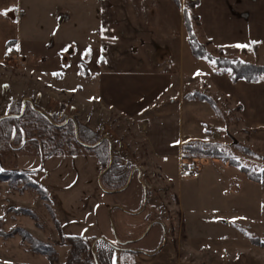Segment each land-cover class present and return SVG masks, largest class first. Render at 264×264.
Wrapping results in <instances>:
<instances>
[{
  "label": "rangeland",
  "instance_id": "obj_1",
  "mask_svg": "<svg viewBox=\"0 0 264 264\" xmlns=\"http://www.w3.org/2000/svg\"><path fill=\"white\" fill-rule=\"evenodd\" d=\"M77 1L72 4L71 21L60 26L56 25L60 16L48 19L43 13L42 21L35 17L37 10H48V6L24 7L25 16L20 18L18 13L22 33L48 39L50 43L62 38L84 43L82 40L87 31L98 39L103 26L98 14L101 4L98 0ZM56 2V6L62 7L59 4H63V0ZM166 2L167 5L158 1L143 7L163 11L167 21L163 19L161 29L167 34H176L173 31L179 9L172 0ZM82 3H86L82 7L87 11L83 19L78 13L80 8H77ZM18 15L13 10L12 16ZM195 33L199 41L205 43L200 28H196ZM207 50L212 56L218 55L213 46L209 45ZM89 57L92 60L91 72L83 64L67 86L60 85L58 77L53 75L41 79L43 82L49 79L56 88L51 84L43 85L22 67L18 58H5L0 63V118L7 116L12 104L24 98H29L31 104L47 116L73 117L97 132L99 138L106 137V141H110L113 157L125 167L127 180L134 168L140 171V179L134 171L126 190L107 194L98 186L102 168L91 149L73 143L64 148L61 156L44 160L38 155L39 150L30 140L28 131L21 130L18 144L11 138L0 146V170L28 173L46 191L50 201L45 203L29 189L14 190L0 182V231L21 228L32 237L51 244L55 255L50 260L29 252L19 235L0 237V264H67L71 249L59 244L67 236L84 238L90 249L97 240L95 255L101 249L110 251L99 239L110 244L129 242L128 248L144 254L155 253L166 242L176 254L178 264H211L215 259L229 260L231 264H264V187L249 181L238 168L217 159L199 157L189 160L188 164L197 161L199 172L196 175L187 172L179 156L182 143L174 134L172 119L153 118L145 112L129 119L115 110L101 111L95 97L98 80L91 82L88 76L93 73L96 77V67L104 61L101 57H96V60L92 55ZM185 57L193 60L187 44ZM236 57L244 62L263 65L264 44L252 50L251 55L239 51ZM198 62L205 74L219 72L208 61ZM85 78H90L85 84L86 94L95 98L89 99L88 110L81 106V95H84L81 83ZM5 85L7 87H3ZM215 105L217 110L215 108L214 113L222 121V126L207 130L211 136L217 137L211 143L218 144L242 166L261 172L264 169V124L258 130L247 128L239 116L238 104H233L232 109ZM253 106L256 107V102L248 103L250 115ZM258 109V121L264 123V101L259 102ZM29 132L40 143L38 135L32 129ZM147 137L154 141V154L147 149ZM69 150L75 154L70 155ZM156 153L161 156L154 157ZM18 209H27L35 217L23 215L16 211ZM255 239L258 244L252 241ZM111 254L112 264L114 260L115 264H136L130 252Z\"/></svg>",
  "mask_w": 264,
  "mask_h": 264
},
{
  "label": "crops",
  "instance_id": "obj_2",
  "mask_svg": "<svg viewBox=\"0 0 264 264\" xmlns=\"http://www.w3.org/2000/svg\"><path fill=\"white\" fill-rule=\"evenodd\" d=\"M158 1L166 5L168 3L167 0H98L101 4L98 14L101 26L103 24L98 39L94 33L87 31V36L82 40L84 43L63 38L50 43L48 39L33 38L22 33L19 15L20 18L25 16L24 7L48 6V10H37L35 17L42 21L43 13L48 19L60 16L56 23L60 26L71 21L74 9L72 4L78 3L77 0H63V4H59L62 7L56 6V0H0V10L11 8L17 15L19 13L14 17L12 10L7 16H0V63L5 58H18L22 61V67L34 74L43 85L51 84L56 88L55 83L49 82V79L44 82L41 79L47 75L52 76V73H60L59 84L67 86L78 67L83 64L91 72L90 55L94 60L101 57L104 63L99 61L100 65L95 70L98 72L96 77L93 73L88 76L91 82L98 80V94L95 97L101 111L115 110L129 119L141 112L151 114L153 118H167V121L172 119L174 134L182 143L181 148L194 141L212 142L217 137L211 136L207 130L222 126L214 110L206 102L188 99L190 94H202L225 109H232L233 104H238L243 125L257 130L261 128L264 123L258 121L257 113L259 102L264 101V84L243 80L232 82L228 74L223 72L206 73V76L198 64V61L203 60L194 58L191 51L193 60L185 57L187 40L182 14L184 0H179L180 6H177L179 14L173 31L176 34H167L161 29L163 19L167 21L163 11L143 7ZM82 6H86V3L79 4L77 8H80L78 13L83 19L87 11ZM195 13L200 21L202 40L210 41V46L214 48H227L225 55L237 56L241 49L227 47L237 43L257 41L259 48L264 44V0H198ZM9 43L13 44L8 46ZM8 48L12 51L5 55ZM89 48L91 54L84 56L85 50ZM246 53L251 55L252 49H245ZM197 70L203 74L194 77ZM90 78L83 79L81 83L84 91L81 106L84 110H88L91 103L85 85ZM24 99L30 101L29 98ZM250 102H256L251 115L248 113ZM145 142L147 149L154 154L156 150L153 139L147 137ZM160 156L156 153L154 157ZM150 254L135 252L130 257L136 264H178L176 254L167 244L159 253ZM231 263L220 259L211 261V264Z\"/></svg>",
  "mask_w": 264,
  "mask_h": 264
},
{
  "label": "trees",
  "instance_id": "obj_3",
  "mask_svg": "<svg viewBox=\"0 0 264 264\" xmlns=\"http://www.w3.org/2000/svg\"><path fill=\"white\" fill-rule=\"evenodd\" d=\"M172 1L176 6H180L179 0ZM197 4L198 0H187L182 12L187 45L193 57L197 60L207 61L200 58L207 55L210 59L217 60L218 63L215 67L219 69V72L227 73L232 82L243 80L247 83L262 82L264 84V64L258 65L244 62L236 56L229 57L224 54L225 49H227L224 47L215 48L218 55L212 56L207 50L211 42L206 41L205 43H201L199 41V36L195 33L196 28H200L201 26L199 18L195 13ZM12 44L13 43H9L8 46ZM257 47L258 44L252 45V50H256ZM240 51L244 53L245 49H241ZM188 99L206 102L215 111L216 107L213 100L202 94H190ZM21 109L22 101L20 100L16 104L10 106L7 117H4L0 121V146H3L11 138H14V143L18 144L21 140V130L28 131L29 138H31L30 140L35 143V147L39 150L38 155H41L44 160H47L54 156H61L64 148L70 147L73 143L82 147L76 140L75 128L77 130L78 140L84 144L93 145L101 139L97 132L91 130L77 119H74V122L69 120L67 123L63 124L66 118L62 119V116L56 115L49 116L50 120H48L38 112L39 110L36 107L32 108L29 103L26 104L24 113L19 116L22 111ZM30 129L38 135L40 143L36 142L37 138L35 136H31L32 134L29 132ZM34 137L35 139H33ZM91 151L95 153V157L102 168L101 172L104 171L109 164L110 158L108 141L104 140L101 144L91 149ZM69 154L74 155L75 152L69 150ZM199 157L217 159L229 166L238 168L249 181L264 187V171L257 172L242 166L234 156L223 150L218 144L211 142H194L182 146L181 160L183 161V168H187V161H192ZM0 182L8 184V186L14 190L23 191L29 189L37 194L45 203H49L50 201L46 191L42 186L33 181L28 173L17 170H0ZM126 182L125 167L120 165L118 158L113 157V163L110 169L101 177L102 186L108 190H118L124 187ZM46 206L49 210L51 209L49 204H46ZM16 211L23 215L31 216L32 218L35 217L34 214L27 209H18ZM13 235L20 236L21 241L28 246L27 249L29 252L53 260L55 251L51 244L32 237L21 228H14L9 232L0 231V237L3 238H9ZM252 241L257 244L259 243L256 239ZM59 244L69 246L71 249L67 264H96L94 255L91 253V249L84 238L79 236H67L63 237ZM111 252L112 250L108 252L106 248L101 249L99 253L95 255L97 264H112Z\"/></svg>",
  "mask_w": 264,
  "mask_h": 264
},
{
  "label": "water",
  "instance_id": "obj_4",
  "mask_svg": "<svg viewBox=\"0 0 264 264\" xmlns=\"http://www.w3.org/2000/svg\"><path fill=\"white\" fill-rule=\"evenodd\" d=\"M30 103V101L28 100V99H23L22 100V105H23V108H22V111H21V114L19 115V116H21L23 113H24V111H25V108H26V103ZM31 106H32V108H35L32 104H31ZM38 111V110H37ZM41 115H43L46 119H48V120H50V118H49V116H47L45 113H43L42 111H38ZM5 117H7V116H5ZM4 117H1L0 118V121L3 119ZM69 120H71V121H73L74 122V119H73V117H69V118H67L66 120H65V122L63 123V124H65V123H67ZM62 124V125H63ZM57 126H59V125H57ZM75 137H76V140L78 141V143L82 146V147H84V148H87V149H92V148H95L96 146H98L99 144H101L104 140H108L106 137H103L98 143H96L95 145H86V144H84V143H82V142H80L79 140H78V135H77V130H76V128H75ZM109 142V156H110V158H109V164H108V166H107V168L104 170V171H102L101 173H100V175H99V177H98V186H99V188L103 191V192H105V193H107V194H114L115 192L116 193H118V192H122V191H124V190H126L127 188H128V186H129V184H130V180H131V178H132V174L134 173V170H132L131 172H130V175H129V177H128V180H127V182H126V184H125V186L124 187H122V188H120V189H118V190H116V191H114V190H112V191H107V190H105L104 188H103V186L101 185V177H102V175L104 174V173H106L109 169H110V167H111V165H112V162H113V151H112V145H111V143H110V141H108ZM234 143H236L235 141H233ZM138 169V168H137ZM140 172V171H139ZM139 175H140V173H139ZM145 203H146V200L144 201V206H145ZM99 240H102V239H99ZM102 241H104V240H102ZM97 242V240L96 241H94V243H93V245L91 246V253L94 255V260H95V262H96V264H97V261H96V257H95V254H94V244ZM104 242H106V241H104ZM106 243H108V242H106ZM129 242H125V243H122V245H127Z\"/></svg>",
  "mask_w": 264,
  "mask_h": 264
},
{
  "label": "snow or ice",
  "instance_id": "obj_5",
  "mask_svg": "<svg viewBox=\"0 0 264 264\" xmlns=\"http://www.w3.org/2000/svg\"><path fill=\"white\" fill-rule=\"evenodd\" d=\"M13 9H11V8H9V9H5V10H0V16H7L8 15V13L10 12V11H12ZM183 10V9H182ZM189 19H190V17H189ZM257 43H259V42H257V41H250L249 43H247V44H240V43H237V44H235V45H230V46H227V47H234V48H237V49H248L249 51H251V49H252V45H254V44H257ZM67 49H65V51H66ZM12 51V49L11 48H8V49H6V52H5V55H8L10 52ZM91 54V49L89 48V49H86L85 50V53L83 54L84 56H87V55H90ZM82 58H83V56H82ZM201 59H204V60H207L209 63H210V65H212V66H214V65H216L217 63H218V61L217 60H214V59H210V57L209 56H207V55H204V56H202V57H200ZM99 62V61H98ZM80 74H83L82 72L80 73ZM203 73H201L200 72V70H197V72L196 73H194V77L195 76H199V75H202ZM52 75H53V77H59L61 74L60 73H52ZM3 87H7L6 85L5 86H3ZM78 88H79V86H78ZM77 89H70V91H76ZM90 99H95V98H90ZM176 143H179V141H177ZM262 171H264V169H262ZM240 219H244V218H240ZM233 222H234V220H233ZM113 264H115V260L113 261Z\"/></svg>",
  "mask_w": 264,
  "mask_h": 264
},
{
  "label": "flooded vegetation",
  "instance_id": "obj_6",
  "mask_svg": "<svg viewBox=\"0 0 264 264\" xmlns=\"http://www.w3.org/2000/svg\"><path fill=\"white\" fill-rule=\"evenodd\" d=\"M28 103V102H27ZM26 103V104H27ZM30 105H31V102L29 103ZM22 107H23V105H22ZM108 145H109V142H108ZM110 157V156H109ZM113 163V162H112ZM134 171H136V173H137V176H138V178L140 179V175H139V170L137 169V168H134L133 169ZM105 174V173H104ZM141 174V173H140ZM132 176H133V174H132ZM114 191H116V190H114ZM116 193V192H115ZM145 197H146V195H145ZM116 208V207H115ZM100 242H102L108 249H110V250H112V252H119V253H122V252H130V253H135V252H137V253H139L138 251H135V250H133V249H130V248H128L127 246H129L130 245V243H128L127 245H122V243H120V242H118L117 244H116V241H115V243L114 244H110V243H106V242H104V241H102V240H99ZM166 245V242H165V244L163 245V246H161L155 253H151V254H157V253H159L160 251H162L163 250V248H164V246ZM150 254V255H151Z\"/></svg>",
  "mask_w": 264,
  "mask_h": 264
},
{
  "label": "built area",
  "instance_id": "obj_7",
  "mask_svg": "<svg viewBox=\"0 0 264 264\" xmlns=\"http://www.w3.org/2000/svg\"><path fill=\"white\" fill-rule=\"evenodd\" d=\"M186 170L190 174L196 175L199 172V166L197 165V161L194 160L192 164H188Z\"/></svg>",
  "mask_w": 264,
  "mask_h": 264
}]
</instances>
